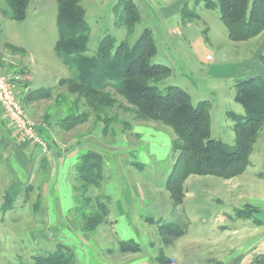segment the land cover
Instances as JSON below:
<instances>
[{
    "label": "rangeland",
    "instance_id": "rangeland-1",
    "mask_svg": "<svg viewBox=\"0 0 264 264\" xmlns=\"http://www.w3.org/2000/svg\"><path fill=\"white\" fill-rule=\"evenodd\" d=\"M133 1L142 17L129 32L119 0H82L91 30L89 54L96 52L106 35H112L117 45L124 41L134 45L145 30H151L157 46L151 61L172 68L168 77L153 82L158 90L165 93L170 86H180L191 95L192 103L208 100L211 137L234 145L235 120L226 112L244 115V107L234 100L238 81L258 75L264 79L263 63L253 58L260 42L233 41L220 9H208L204 2ZM186 3L194 13L189 19L181 12ZM5 12H11V7L0 0V71L21 76L16 94L37 130L48 138L50 148L63 144L64 152L62 158L52 159L53 165L38 162L29 180V170L12 153L0 156V264H36L38 257L53 253L59 245L69 247L71 264H157L161 253L173 264L264 263V237L260 239V233L264 234V125L244 173L231 179L192 175L184 182V203L175 206L166 185L177 160L173 128L142 118L143 129L132 134L136 110L119 95L113 108L92 112L70 130L60 126L69 110L74 111L78 96L61 83L74 76L75 70L55 50L59 4L31 0L23 20H13ZM25 82L32 90L52 88L51 97L36 98L33 114L23 99L30 93L21 86ZM79 100V110L91 111L85 99ZM104 116L110 118L108 127ZM41 119L53 123L47 132L41 129ZM124 122H128L126 126ZM156 128L162 132H155ZM73 138H77L74 144ZM73 149L75 153L93 150L100 154L108 177L101 186L86 191L93 200L85 207H81L83 190ZM8 190L17 194L4 209ZM97 197L108 202V212L89 231L84 227V215L96 209ZM248 203L259 211L251 219L236 216L237 208ZM171 220L186 230L184 236H163L159 225ZM126 241H134L140 248L124 250Z\"/></svg>",
    "mask_w": 264,
    "mask_h": 264
},
{
    "label": "trees",
    "instance_id": "trees-1",
    "mask_svg": "<svg viewBox=\"0 0 264 264\" xmlns=\"http://www.w3.org/2000/svg\"><path fill=\"white\" fill-rule=\"evenodd\" d=\"M11 12H5L13 20H23L31 0H4ZM59 4L58 30L55 50L64 62L75 70L74 76L62 79L69 92L76 94L75 109L69 110L59 122L66 130L86 121L92 112L104 108H113L119 102L118 95L127 100L136 110L137 117L158 120L170 125L177 135L175 150L177 160L168 176L166 185L175 206L184 203L185 180L192 175H215L226 179L235 178L247 170L251 154L260 131L264 125V80L258 75L245 78L235 84L234 100L244 109V115L227 112L235 120L234 145L211 137V104L208 100L192 103L191 95L180 86H170L165 93L153 83L168 77L172 68L153 63L157 46L151 30L147 29L129 45L126 41L117 45L112 35L104 36L94 54H89L90 25L85 17L82 0H54ZM196 4L208 9L219 8L221 20L227 26L228 37L233 41L243 42L264 32V0H195ZM123 5V21L132 31L142 14L133 0H119ZM185 19L194 16L186 3L182 11ZM264 65V53L259 56ZM28 82L21 86H28ZM113 90V91H111ZM52 96V88L32 90L24 96L27 102L33 98L47 99ZM85 99L91 111L79 110V99ZM108 127L109 117H102ZM41 131V130H40ZM105 131V130H104ZM42 132V131H41ZM77 176L83 190L81 207L91 203L92 197L86 192L90 186L99 187L107 179L101 155L93 150L87 151L78 162ZM262 175H264L262 173ZM85 191V192H84ZM105 197V196H104ZM104 197H97L96 209L84 215L85 229L92 231L105 220L108 202ZM14 197L6 195L5 207ZM7 206V207H6ZM258 209L251 204L237 208L236 216L251 219ZM255 222L261 221L254 219ZM151 222H155L151 220ZM163 236L178 238L186 230L176 221L163 222L160 225ZM167 239V238H165ZM172 239L166 240L170 243ZM124 250L138 251V243L126 241ZM69 247L59 245L53 253L38 257L36 264H71L73 256ZM157 264H173L165 253L157 258Z\"/></svg>",
    "mask_w": 264,
    "mask_h": 264
},
{
    "label": "crops",
    "instance_id": "crops-1",
    "mask_svg": "<svg viewBox=\"0 0 264 264\" xmlns=\"http://www.w3.org/2000/svg\"><path fill=\"white\" fill-rule=\"evenodd\" d=\"M264 32H262L261 34L257 35L256 38H253V39H250V40H253L252 42H255V44H258L260 42V44H258L257 46V52H255L253 58H258L259 59V56L260 54L263 52L264 50ZM263 39V40H262ZM250 40L246 41V42H249ZM245 42V41H244ZM251 42V41H250ZM255 49V48H254ZM241 64V63H240ZM29 79H31V76L29 75ZM264 80V79H263ZM26 89L27 92H30L32 91V87L31 85L29 84L27 87H24ZM36 100V101H35ZM38 100L35 98L27 101V104L30 108L29 109V112L31 114H33L34 111H37V106H38ZM26 104V106H27ZM27 106V107H28ZM42 107H40V111H41V114H43L44 111L41 110ZM43 109V108H42ZM27 111V110H26ZM28 112V111H27ZM244 112H245V109H244ZM36 113V112H35ZM29 114V113H28ZM227 114V112H226ZM239 115H241V113H237ZM37 115V113H36ZM29 116L31 117V115L29 114ZM38 116V115H37ZM49 120V119H48ZM46 121V120H43L41 119V129L43 130V132H47L48 129H51L52 127V124H50L51 122L50 121ZM46 121V122H44ZM130 121V120H129ZM143 121L145 120H142V118H138L136 114H134V116L132 117V121H131V126H132V130H131V133L136 135L137 133L139 134L138 130L139 128L142 127L143 129V126H144V123ZM128 123V122H127ZM127 123L125 124L124 122V126L127 125ZM12 124L8 121L7 117L5 116L2 108L0 107V156L1 155H10V153H12V155L15 156V158H18L19 160V163L22 167L25 168L26 171L29 170V172L27 174H29L28 176V180L31 178V175H32V171H33V167L38 163V165L40 166H45V165H53V162L52 159L55 157V156H59L60 158H62V153L64 152L62 150V145H54L52 148L49 149V153H43L41 151V149L37 146H35L34 144L32 143H21L17 140V133L15 131V129L13 128V126H11ZM130 126V127H131ZM145 128V127H144ZM46 130V131H45ZM155 132H162V129L160 128H156L154 130ZM78 138V137H77ZM75 138V139H77ZM74 139V138H73ZM75 139L74 141H72L71 143L74 144L75 142ZM257 143V142H256ZM255 143V144H256ZM61 146V147H60ZM255 146V145H254ZM62 150V151H60ZM75 149H73V154L75 155V159L77 158L78 160L75 162V168L77 167V165L79 164L78 162L81 160L82 156L86 153H83L81 152V150L78 152L75 153ZM30 163V165H26ZM251 163V162H250ZM31 167V168H30ZM29 168V169H28ZM110 177V176H109ZM262 177V176H260ZM108 178V177H107ZM236 178V177H235ZM21 185V188H23V184L20 182L18 183ZM15 185V184H13ZM240 184H236L235 187H239ZM9 194L7 195H12L14 198H15V195L14 194H17L16 193H11L10 190H8ZM188 193V192H186ZM109 197V196H108ZM249 204V203H248ZM251 204V203H250ZM249 204V205H250ZM252 206L256 207L259 211V208L253 204H251ZM255 211V212H257ZM254 212V213H255ZM261 224V223H260ZM260 239L264 237V234L260 233ZM213 245H218L217 242L213 243ZM264 264V263H263Z\"/></svg>",
    "mask_w": 264,
    "mask_h": 264
},
{
    "label": "built area",
    "instance_id": "built-area-1",
    "mask_svg": "<svg viewBox=\"0 0 264 264\" xmlns=\"http://www.w3.org/2000/svg\"><path fill=\"white\" fill-rule=\"evenodd\" d=\"M21 76H11L0 71V107L8 121L17 133V140L21 143L31 142L39 147L43 153H49V140L37 130L35 122L31 119L26 108L23 106L18 93V82Z\"/></svg>",
    "mask_w": 264,
    "mask_h": 264
}]
</instances>
